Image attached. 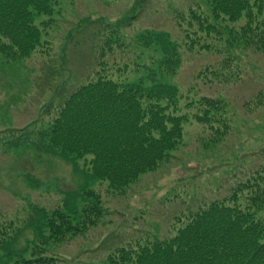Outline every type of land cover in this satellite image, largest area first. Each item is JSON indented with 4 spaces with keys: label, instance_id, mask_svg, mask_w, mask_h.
<instances>
[{
    "label": "rangeland",
    "instance_id": "obj_1",
    "mask_svg": "<svg viewBox=\"0 0 264 264\" xmlns=\"http://www.w3.org/2000/svg\"><path fill=\"white\" fill-rule=\"evenodd\" d=\"M137 1L63 0L55 22L42 29L40 49L38 45L31 56L15 60L0 53V241L6 236L10 250H18L22 258L30 259L34 252L44 251L43 245L35 248L36 236L30 227L44 208L54 209L67 202L71 209L73 204L81 205L88 191L100 195L111 212L103 224L84 236L51 242L48 247L51 245V250L59 255L58 264H110L106 260L111 244L145 235L146 231L165 235L169 232L168 213L188 207L187 201L193 195L220 196L224 187L229 189L227 182L233 180L235 173L243 169V174L264 163V104L253 110L246 106L247 101L264 92V54L234 49L232 68L238 67L241 77L230 83L217 82L211 72L212 82H208L201 73L218 68L227 57V45L203 32L200 44L190 49L191 39L199 33L196 35L195 28L190 30L186 23L180 25L177 21V12L188 10L190 5L208 9L206 4L202 0H147L136 9L140 11L134 17L119 24L117 21L131 14ZM40 17L39 22L46 18ZM87 19L92 24L85 23ZM81 21L83 25L72 31L74 41L70 46L68 31ZM108 24L120 30L124 39L122 47L114 45L107 53L104 73L115 81L143 82L145 86L153 82L149 66L156 67L151 62L160 54L153 46L146 49L140 36L146 29L169 31L182 60L178 73L162 76L163 82L176 85L183 93L179 113L191 118L184 123L183 144L171 151L169 162L144 174L138 183L121 193L109 190L106 181L90 179L91 156H65L49 146L43 135L55 117V110L50 114L48 107L61 104L69 94H63L59 86L63 82L70 87L79 86L91 80L99 69L96 58L101 56L97 51L101 52L103 43L97 46L95 33L99 28L112 29ZM206 43L209 46L201 48ZM49 68L55 69V80H50V85H39L46 78L39 81L43 71ZM203 95L226 96L236 111L226 140L217 148H205L206 130L193 120L198 109L185 106L187 96L196 100ZM217 187L223 188L219 191ZM174 195L183 196L172 198ZM165 197L170 200L165 202ZM259 216L264 220V211ZM3 261L7 258L0 264Z\"/></svg>",
    "mask_w": 264,
    "mask_h": 264
},
{
    "label": "trees",
    "instance_id": "obj_2",
    "mask_svg": "<svg viewBox=\"0 0 264 264\" xmlns=\"http://www.w3.org/2000/svg\"><path fill=\"white\" fill-rule=\"evenodd\" d=\"M62 1L0 0V53L15 60L31 56L38 45L40 49L42 29L55 22L54 16L60 14ZM145 1H137L131 14L117 22L123 24L134 17L140 11L136 9L142 8ZM202 1L208 9L190 5L188 10L177 12V21L180 25L186 23L190 30L195 28L196 35L199 33L196 39H191L190 49L200 44L203 32L227 45L226 60L216 69L203 70L201 77L205 75L212 82L209 79L212 72L217 82H233L241 77L238 67L232 68L233 58L236 59L234 49H252L264 54V0ZM40 16L49 19L39 22ZM90 22V19L85 21ZM82 25L83 21L73 24L68 31L70 46L74 41L73 29ZM108 26L112 29L99 28L95 33L99 40L97 46L103 43L101 52L97 51L101 56L96 58L99 69L91 80L79 86L70 87L66 82L59 86L63 94H69L61 104L48 107L50 114L55 110V117L43 135L49 146L65 156H91L90 179L106 181L109 190L121 193L129 185L138 183L144 174L169 162L168 158L173 157L171 151L183 144L184 123L191 118L179 113L183 93L176 85L163 82L162 76L178 73L182 60L178 44L169 31L146 29L140 36L146 49L153 46L160 54L151 62L156 67L149 66L153 82L145 86L143 82L115 81L104 73L107 53L114 45L122 47L124 39L113 24ZM207 44L201 48L208 47ZM55 72L53 68L43 71L39 81L46 77L47 83L42 81L39 85H50V80H55ZM186 98V108L198 109L193 120L207 131L205 148L219 147L235 120L236 111L231 102L220 95H203L196 100ZM247 102L249 110L260 107L264 104V92ZM261 164L243 174V169L235 173L233 180L227 182L229 189L217 187L219 191L225 189L220 196L208 193L196 198L193 195L187 201L188 207L168 213L169 232L165 235L146 231L145 235L111 244L106 261L110 264H264V220L259 216L264 211V163ZM88 192L80 206L73 204L75 208L70 209L64 202L54 209L44 208L41 216L31 222L35 248L43 245L42 253L34 252L30 259L22 258L18 250H10L4 236V241H0V261L7 258L3 264H58L59 255L51 250V245L48 247L51 242L62 243L84 236L111 214L100 195ZM68 196L70 201L72 193ZM175 196L180 195L172 198ZM165 198V202L170 200Z\"/></svg>",
    "mask_w": 264,
    "mask_h": 264
}]
</instances>
